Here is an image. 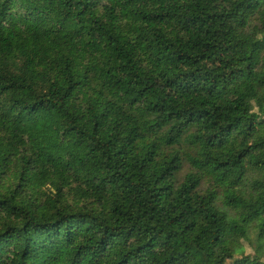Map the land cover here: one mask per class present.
I'll list each match as a JSON object with an SVG mask.
<instances>
[{
    "label": "trees",
    "instance_id": "trees-1",
    "mask_svg": "<svg viewBox=\"0 0 264 264\" xmlns=\"http://www.w3.org/2000/svg\"><path fill=\"white\" fill-rule=\"evenodd\" d=\"M0 264H264V0H0Z\"/></svg>",
    "mask_w": 264,
    "mask_h": 264
},
{
    "label": "rangeland",
    "instance_id": "rangeland-1",
    "mask_svg": "<svg viewBox=\"0 0 264 264\" xmlns=\"http://www.w3.org/2000/svg\"><path fill=\"white\" fill-rule=\"evenodd\" d=\"M192 167L188 164V163H185L182 170L179 172V174H177V177L180 179L181 182L184 181L185 177L190 174L192 172ZM206 186V185H204ZM246 245V244H245ZM247 246V254H253V250L251 248H249L248 245Z\"/></svg>",
    "mask_w": 264,
    "mask_h": 264
}]
</instances>
